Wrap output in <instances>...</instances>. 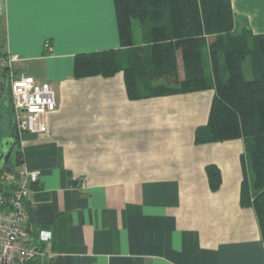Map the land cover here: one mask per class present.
I'll list each match as a JSON object with an SVG mask.
<instances>
[{
    "label": "crops",
    "instance_id": "crops-1",
    "mask_svg": "<svg viewBox=\"0 0 264 264\" xmlns=\"http://www.w3.org/2000/svg\"><path fill=\"white\" fill-rule=\"evenodd\" d=\"M111 2L0 0L12 74L58 96L48 133L19 136L16 164L1 176L13 193L20 164L41 171L29 205L32 241L48 249L40 264H264L257 215L240 203L242 140L195 143L214 91L131 101L123 70L75 77L79 54L122 48ZM232 7L238 30L264 34V0ZM4 116L0 146L13 134ZM208 165L222 171L216 193Z\"/></svg>",
    "mask_w": 264,
    "mask_h": 264
},
{
    "label": "trees",
    "instance_id": "trees-1",
    "mask_svg": "<svg viewBox=\"0 0 264 264\" xmlns=\"http://www.w3.org/2000/svg\"><path fill=\"white\" fill-rule=\"evenodd\" d=\"M113 1L122 48L79 54L75 77L109 78L123 70L131 101L214 91L209 119L196 130L195 143L242 140L240 203L254 209L264 243V34L236 28L232 0ZM1 56L7 53L0 50ZM8 100V110L0 114L12 115L9 124L18 139ZM206 170L216 193L222 171L217 165ZM5 185L0 177V193L9 196ZM40 260L30 256L19 264Z\"/></svg>",
    "mask_w": 264,
    "mask_h": 264
},
{
    "label": "built area",
    "instance_id": "built-area-1",
    "mask_svg": "<svg viewBox=\"0 0 264 264\" xmlns=\"http://www.w3.org/2000/svg\"><path fill=\"white\" fill-rule=\"evenodd\" d=\"M12 56H1L0 67L10 68L9 86L12 98L13 121L18 136L25 133L42 137L48 133L46 117L58 107V96L54 85L37 83L24 73L17 78L11 72ZM41 176L40 170H30L19 165L14 192L9 196L0 193V264H19L27 257L42 258L47 247L34 245L29 233V208L31 198ZM42 242L51 238L50 233H40Z\"/></svg>",
    "mask_w": 264,
    "mask_h": 264
},
{
    "label": "water",
    "instance_id": "water-1",
    "mask_svg": "<svg viewBox=\"0 0 264 264\" xmlns=\"http://www.w3.org/2000/svg\"><path fill=\"white\" fill-rule=\"evenodd\" d=\"M8 82H9V74L4 72V70L0 67V107L3 103V101H6V104H4V108L7 109L8 107V99L7 97V91H8ZM12 119V115L9 118V120ZM16 146V137L13 133L10 137L3 139L0 146V177L4 173L5 169L7 168V165L12 157V152Z\"/></svg>",
    "mask_w": 264,
    "mask_h": 264
},
{
    "label": "rangeland",
    "instance_id": "rangeland-1",
    "mask_svg": "<svg viewBox=\"0 0 264 264\" xmlns=\"http://www.w3.org/2000/svg\"><path fill=\"white\" fill-rule=\"evenodd\" d=\"M105 2H106V5L108 4V3H111L112 4V2H111V0L110 1H108V0H105ZM3 42V41H2ZM2 44V43H1ZM1 44H0V46H1ZM2 48L0 47V50H1ZM2 51V50H1ZM164 83V82H163ZM159 84H160V82H159ZM18 150H19V147H18V145H16L15 146V148H14V150H13V152H12V157H11V159H10V161H9V165L10 164H13V165H15L16 164V161H17V153H18ZM8 165V166H9ZM221 188V187H220Z\"/></svg>",
    "mask_w": 264,
    "mask_h": 264
},
{
    "label": "flooded vegetation",
    "instance_id": "flooded-vegetation-1",
    "mask_svg": "<svg viewBox=\"0 0 264 264\" xmlns=\"http://www.w3.org/2000/svg\"><path fill=\"white\" fill-rule=\"evenodd\" d=\"M8 91H7V97H9V99H10V86H9V82H8Z\"/></svg>",
    "mask_w": 264,
    "mask_h": 264
}]
</instances>
